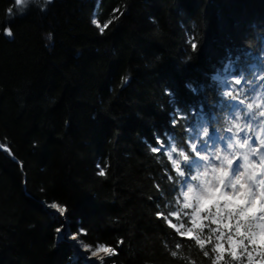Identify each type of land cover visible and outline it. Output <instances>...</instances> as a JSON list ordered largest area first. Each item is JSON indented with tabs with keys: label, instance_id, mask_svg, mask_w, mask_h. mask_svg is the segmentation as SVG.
Segmentation results:
<instances>
[{
	"label": "trees",
	"instance_id": "obj_1",
	"mask_svg": "<svg viewBox=\"0 0 264 264\" xmlns=\"http://www.w3.org/2000/svg\"><path fill=\"white\" fill-rule=\"evenodd\" d=\"M263 80L264 0H0V144L17 159L0 148V264H81L53 202L112 264H211L156 217L179 195L167 152L187 175L179 153L203 125L229 137L236 97L244 112Z\"/></svg>",
	"mask_w": 264,
	"mask_h": 264
},
{
	"label": "snow or ice",
	"instance_id": "obj_2",
	"mask_svg": "<svg viewBox=\"0 0 264 264\" xmlns=\"http://www.w3.org/2000/svg\"><path fill=\"white\" fill-rule=\"evenodd\" d=\"M13 2L25 8L28 5V0H13ZM113 11L119 12V9ZM7 13L10 19H14L11 8L7 10ZM92 22L103 34L113 20L109 19L102 26L95 18ZM4 35L13 36L10 26L5 27ZM190 47L195 51L197 43L190 42ZM212 79L219 81L220 76L215 75ZM126 80L127 78L125 82ZM235 83L240 84L241 81L236 80ZM185 87L193 94L198 93L197 87L192 82H186ZM165 93L169 94L170 90L165 89ZM226 95H231V93H226ZM172 96L174 94H170V102H172ZM252 110L253 104H247V118L250 121L254 119L251 115ZM172 115L173 113H170V116ZM260 116H264V112H260ZM175 125L176 121L173 120V127ZM202 131L205 137H210L208 128ZM261 131L264 132V124H262ZM227 132L234 134L235 139L229 137L221 138V140L227 146L236 149L233 155L222 154L219 147H216L212 154H202L198 150L197 143H192L190 146L191 156L185 152L179 153L187 175L182 170L181 161L173 159V152L176 149L173 148L172 151L167 152L173 172L178 174L180 179L179 184L173 181L172 185L173 191L179 192V195L175 197V203L172 206L175 210L172 208L165 211L158 210L156 217L181 241L194 242L203 255L211 259V264H228L226 257L239 261L240 264H245V257L246 264H264V153H261L259 147L252 146L253 136L248 133H255V129L251 123L241 126L240 123L233 122L232 126L227 128ZM241 132L245 133L243 140L239 138ZM256 140L260 146H264V139L259 135H256ZM237 145L238 148H236ZM184 146L187 147V145ZM240 149H246V151L242 152ZM4 150L10 151L7 148ZM151 151L161 153L162 142L159 137H157V146L151 147ZM254 156H259L260 163L252 159ZM241 158L242 163H237ZM98 175L106 176V170L99 169ZM49 207L54 210V215L64 221L62 227L56 230L58 238L62 239L71 226V211L67 205L57 202H53ZM205 230H207L206 235ZM81 234L86 235L87 230L77 229L75 236L68 233L76 241L77 246L82 245V242L78 240ZM206 246H210L208 250H205ZM82 247L85 251L92 249L91 245H82ZM174 247L180 250L182 243L177 242ZM177 254V251L171 253L172 256H177ZM115 255H117L115 248L101 243L91 250L89 259L95 258L92 264H97V262L104 264L105 257ZM192 264L195 262L193 261Z\"/></svg>",
	"mask_w": 264,
	"mask_h": 264
},
{
	"label": "rangeland",
	"instance_id": "obj_3",
	"mask_svg": "<svg viewBox=\"0 0 264 264\" xmlns=\"http://www.w3.org/2000/svg\"><path fill=\"white\" fill-rule=\"evenodd\" d=\"M32 1H34V0H28V5H29ZM41 1H42V2H45V1H46V2H47V1H49V0H41ZM28 5H27V7H28ZM15 9H16L17 11H24L26 8L23 7V6H17V5H15ZM261 103H262L261 98H260V97H256L255 100H254L251 104H253V108H254V107L259 108L260 105H261ZM263 108H264V106H263ZM248 135L252 136L250 133H248ZM199 136H203V132H202L200 135H198V137H199ZM239 138H240L241 140H243V139L245 138V133L241 132ZM253 147H259L261 153H264V146H260L259 143H255V144L253 145ZM0 148H1V150H4L5 148L9 149L10 151H7L8 154H10L11 156H13L12 153H11L12 151H11V149H10L9 147L0 144ZM215 149H216V148H213L212 151H211V153H209V154L214 153V152H215ZM240 151L243 152V151H246V149H240ZM201 152H202V154H206V153L208 154L207 151H201ZM11 158H12L13 160H17L14 156L11 157ZM252 159H255L257 163H260L259 156H254V157H252ZM240 160H242V158H241ZM238 161H239V160H238ZM238 161H237V162H238ZM48 208H49L48 211H49L53 216L56 217V215L53 214V213H54V210L50 209V207H48ZM68 233H71V231L69 230V228H68L67 232L64 233V238H62V239H61V238H58V240H60V241L65 240L66 242L69 243L70 247L73 249V260H74V261H77L78 263L81 262V264H92V260H94L95 258H91V259H89V257H90V252H91V250H93V249L88 250V251H85V250L83 249V247H82V245H85V243H84L83 240L80 238V236L78 237V240L82 242V245H81V246H77L76 241H74V240L71 238V236L68 235ZM71 235H72V236H75L76 234L71 233ZM109 259H110V257H105L104 264H112V263H110V262L108 261ZM97 264H98V262H97Z\"/></svg>",
	"mask_w": 264,
	"mask_h": 264
},
{
	"label": "clouds",
	"instance_id": "obj_4",
	"mask_svg": "<svg viewBox=\"0 0 264 264\" xmlns=\"http://www.w3.org/2000/svg\"><path fill=\"white\" fill-rule=\"evenodd\" d=\"M51 38H52V37H51V34H49L48 39L51 40Z\"/></svg>",
	"mask_w": 264,
	"mask_h": 264
},
{
	"label": "bare ground",
	"instance_id": "obj_5",
	"mask_svg": "<svg viewBox=\"0 0 264 264\" xmlns=\"http://www.w3.org/2000/svg\"><path fill=\"white\" fill-rule=\"evenodd\" d=\"M12 153V152H11ZM13 154V153H12Z\"/></svg>",
	"mask_w": 264,
	"mask_h": 264
}]
</instances>
